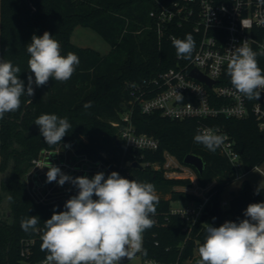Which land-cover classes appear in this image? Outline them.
<instances>
[{"label": "trees", "instance_id": "trees-1", "mask_svg": "<svg viewBox=\"0 0 264 264\" xmlns=\"http://www.w3.org/2000/svg\"><path fill=\"white\" fill-rule=\"evenodd\" d=\"M152 0H0V59L11 61L20 68L19 78L27 88L30 73V54L27 45L31 38L42 36L45 31L59 41L61 55L69 52L79 57V65L66 82L50 79L36 87L34 95L21 96V106L0 119V264H34L46 258L41 251L40 231L54 211H65V199L40 202L28 191L24 175L43 148L48 145L40 135L35 120L42 114H55L67 118L72 128L62 138L79 154L102 160L122 177L137 182L151 183L159 193L153 227L144 231L142 258L153 257L164 262L179 261L183 264L193 258L207 235L204 213L194 225L190 235L185 229L186 219L170 212L172 200L200 199L193 193L173 187L190 179L166 176L165 169L152 166L134 167L130 161H165V151L174 154L183 163L187 153L201 155L205 161L202 173L192 166L200 185L208 189L211 199L207 209L211 219L220 223L227 215L230 221L239 222L251 203L264 202V186H252L246 179L237 193L223 208L221 194L235 178L234 170L219 148L208 151L194 142L200 132L194 118L172 120L159 111L143 113L137 107L132 120L138 132L158 138L157 150L124 149L119 147L122 112L129 105L132 85L144 83L152 88L160 72L176 65L177 53L170 38L160 36L155 19L150 15ZM91 26L110 44L108 53L102 54L90 47H79L71 41L76 25ZM178 39L193 32L190 27L175 30ZM194 39V38H193ZM258 66L264 72V55L257 53ZM230 82V79H228ZM34 89V82L32 85ZM46 94V95H45ZM91 102V107L84 104ZM232 135L240 152L245 170L249 171L264 162V134L256 118L219 116L213 121ZM170 193L169 197H165ZM39 217L37 231L25 232L21 220ZM215 218V219H214ZM188 236V237H187ZM35 238L29 254H22V239ZM125 264H131L130 262Z\"/></svg>", "mask_w": 264, "mask_h": 264}, {"label": "clouds", "instance_id": "clouds-1", "mask_svg": "<svg viewBox=\"0 0 264 264\" xmlns=\"http://www.w3.org/2000/svg\"><path fill=\"white\" fill-rule=\"evenodd\" d=\"M260 3L264 4V0ZM170 39L178 57L191 58L195 46L191 34L184 39ZM27 52L36 87L46 85L50 79L66 82L79 65L76 54L61 55L59 41L47 31L42 36H32ZM256 57L257 52L243 42L231 50L226 69L235 93L250 100L259 99L262 92L258 90H264V72ZM20 71L11 61L0 59V119L20 108L23 94L34 95L32 75L28 76L25 89L18 76ZM176 99L179 102L183 97L177 93ZM84 107H91V102ZM34 124L48 145L60 144L72 128L66 117L55 114H42ZM217 131L198 132L194 142L215 152L226 139ZM48 169L46 182L60 186L69 182L79 191L65 202L66 210L54 211L40 230L41 251L47 253L45 264H121L123 258L131 260L137 253L147 254L142 234L153 227L151 216L156 214L159 203L153 184L129 180L115 171L107 178L98 172L89 179L66 175L52 165ZM243 215L246 218L238 223L225 221L219 227L204 224L207 235L198 248L197 264H264V202L249 204ZM39 223V217L29 216L21 220L20 227L25 232H35Z\"/></svg>", "mask_w": 264, "mask_h": 264}, {"label": "built area", "instance_id": "built-area-1", "mask_svg": "<svg viewBox=\"0 0 264 264\" xmlns=\"http://www.w3.org/2000/svg\"><path fill=\"white\" fill-rule=\"evenodd\" d=\"M152 1L154 7L150 10V15L155 19L154 26L159 35L177 37L175 30L190 27L195 46L190 59L177 56L176 65L160 72L153 80L152 88H148L144 83L132 85L129 91L130 104L125 106L121 116L123 125L120 128L119 140L122 146L125 150L129 148L157 150L160 147L158 138L137 131L132 120L136 107L143 113L159 111L172 120L194 118L198 121L200 132L208 129L218 130L216 134H223L226 137L218 148L231 163L235 178H242L247 171L235 139L224 126L211 121L219 116L247 118L253 115L259 130L264 134V99L250 100L235 93L231 82L228 81L230 77L226 74L231 50L241 43L247 42L257 53L264 52V4H261L260 0ZM193 68H197L212 79V86L192 76L190 71ZM177 93L183 97L182 101L177 102ZM164 154L163 163L143 162L138 158L132 159L130 163L139 161L143 166H152L156 169L162 167L166 176H170L172 171L179 170L181 166L183 169H189L188 177L192 179L194 174L197 179L192 166L181 163L169 151H165ZM50 165L59 167L64 174L72 177L87 176L91 179L96 173L103 172L107 178L111 173L109 166L102 160H94L86 154L77 153L67 142H60L54 148H43L32 159L24 175L29 193L40 202L56 201L61 198L67 201L79 191L69 182L63 186L57 182H46V173ZM207 191L202 190L198 194L200 198L198 200L170 208L171 213L186 219L185 229L188 236L204 213L208 214V218L202 223L204 229V224L219 227L225 221H230L228 215L220 223L211 219L212 214L207 209L211 194ZM221 205L226 208L229 201H222ZM34 243V237L22 239V254H29ZM37 264H45V258L39 260ZM143 264L181 263L145 257Z\"/></svg>", "mask_w": 264, "mask_h": 264}, {"label": "rangeland", "instance_id": "rangeland-1", "mask_svg": "<svg viewBox=\"0 0 264 264\" xmlns=\"http://www.w3.org/2000/svg\"><path fill=\"white\" fill-rule=\"evenodd\" d=\"M71 41L79 47H90L95 50H98L102 54H106L110 51L111 46L109 42L95 29H93L91 26H84V25H76L72 34H71ZM179 170L172 171L170 176L182 178V179H190V184L181 183L173 188L176 190H180L183 192L193 193L196 196L200 192L208 190L213 183L206 186L205 188H202L199 181L196 179L194 174L192 175L193 178L191 179L188 177L189 169H183L181 166L179 167ZM246 179L248 183H250L252 186L255 187H262L264 186V162L260 164L257 167H254L247 171L245 175L242 178H236L230 183H228L224 190L222 191L221 198L222 201H229L230 198L233 196L234 193H237L241 187L242 181ZM197 180V181H196ZM156 195L158 196L159 193L156 192ZM165 197H169L170 193H166L164 195ZM195 201V199H185L181 198V200H172V206H181V205H187L190 202ZM1 209V207H0ZM200 259L198 249L196 250L193 258L186 260L183 264H197V261ZM131 264H143V258L141 256V253H137L135 258L130 260ZM34 264H37L34 263Z\"/></svg>", "mask_w": 264, "mask_h": 264}, {"label": "water", "instance_id": "water-1", "mask_svg": "<svg viewBox=\"0 0 264 264\" xmlns=\"http://www.w3.org/2000/svg\"><path fill=\"white\" fill-rule=\"evenodd\" d=\"M190 74L194 77H196L199 80L205 81L209 86H212L213 84V80L208 78L205 74H203L201 71H199L197 68H193L190 71ZM33 82H34V91H35V77L33 74ZM261 96L259 98V100H263L264 99V92L261 91ZM117 144L119 147L122 146L120 140H117ZM183 163L190 165V166H194L199 173H202L204 168H205V161L203 159V157L201 155H198L196 153H187L183 159ZM132 166L134 167H143L142 163L139 161H134L132 163ZM130 262V260H128L127 258H123L121 261V264H125Z\"/></svg>", "mask_w": 264, "mask_h": 264}]
</instances>
